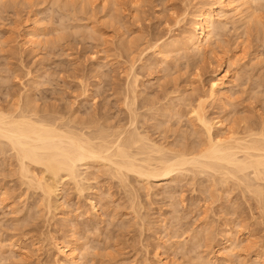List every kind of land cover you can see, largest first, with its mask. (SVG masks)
<instances>
[{
	"label": "rangeland",
	"instance_id": "374dc122",
	"mask_svg": "<svg viewBox=\"0 0 264 264\" xmlns=\"http://www.w3.org/2000/svg\"><path fill=\"white\" fill-rule=\"evenodd\" d=\"M188 1L137 9L131 0H0V109L29 106L57 124L113 133L131 125L134 109L158 143L200 147L206 139L191 111L222 66L235 84L227 105L206 100L208 117L241 136L264 128V0H252L257 12L247 23L233 15L219 23L214 51L158 54L148 44L156 34L169 42L192 29L190 20L167 22L173 7L190 4L192 13L203 3ZM28 28L41 34L34 50L22 44ZM8 147L0 148V264H54L53 238L74 242L83 264H264V199L236 178L187 172L173 182L122 181L88 166L79 185L65 177L51 210L41 189L21 179ZM227 238L235 249L223 257Z\"/></svg>",
	"mask_w": 264,
	"mask_h": 264
},
{
	"label": "bare ground",
	"instance_id": "6f19581e",
	"mask_svg": "<svg viewBox=\"0 0 264 264\" xmlns=\"http://www.w3.org/2000/svg\"><path fill=\"white\" fill-rule=\"evenodd\" d=\"M151 1L131 0V7L138 9L145 2L150 4ZM185 1V3L189 2ZM189 5L186 4L185 10L182 12L176 11L173 7L167 22L172 27L182 26L183 23L187 26L190 20V23L193 24L192 29L186 28L182 33L181 40L172 39L169 42L162 41L165 34L164 36L163 34L156 36V34L148 44H152L151 46L158 54L167 55L178 47H184L186 50L195 51V55H205L208 50L214 51L215 38L223 30L219 25L227 23L224 20L228 21L235 16L245 22L257 12L253 7L252 0H203L202 6L192 13L189 11ZM189 16H191L190 19H188ZM169 31L171 32L172 28H169ZM22 35V44L25 48L34 50L41 42V40L39 41L41 34L37 29L28 28ZM232 73L229 68L223 70L222 66H219L216 75L210 82L208 96L201 97L194 108L192 105L191 114L195 115L196 121L200 123L206 139V142H202L203 145L200 144V147L197 142V147L194 144V148H191L192 146L186 148V146L184 149H177V147L175 149V147L171 148L173 145L170 147L169 144L166 146L158 143L153 139L155 137L152 134L150 136L144 130L142 131L144 126H141L142 129L139 127V112L136 113L137 111H133L132 108L131 125L125 130H117L120 131L119 133L114 131L116 133L114 134L113 130L107 132L106 130L109 129H99L100 126L97 127L98 131L91 129L92 131L89 130V132L85 128L79 129L65 125L68 122L57 124L56 121L59 118L51 120V118L41 117L36 111L26 106L19 107V110H13L17 112H13L10 110L11 108L0 109V148L5 145L6 149V146H9L11 151L15 152L20 166L18 173L20 172L21 179H24L29 185L41 189L45 199L47 198V206L50 209L53 207L56 197L59 196L58 191L64 185L66 176L70 177L71 181H75L74 184L79 185L84 176H82L84 171L81 173L82 168H88V166L95 168L101 165L108 167V170L110 169L114 173L112 176L115 175L117 176H114L115 178L119 177V180L122 181H127L129 176H133L137 180L148 183L151 180L162 183L170 180L173 182L181 176L184 178V174L187 175V172L209 174L211 178L220 175L221 180L236 178L245 185L249 193H253V196L262 202L264 199V185L262 184V182L264 183V128L255 129L247 126L245 134L241 136L232 127L225 126L224 120L216 121L209 118L205 110L208 98L218 99L226 105L228 104L229 92L235 84V77ZM136 80L134 81L136 82ZM136 83L135 88H138ZM133 93L134 99L137 98V91H133ZM134 99L132 97L131 100ZM134 101L131 102V105L135 104ZM133 107L135 106L133 105ZM130 127L131 129H129ZM88 128L90 129L91 126ZM202 138L204 137L202 136ZM175 143L173 144L177 145L179 142ZM93 171L95 173V170ZM45 174H48L49 177L47 178ZM54 196L55 198H53ZM52 199L55 200L52 202ZM95 201L91 202L93 209L97 208L98 203ZM52 241L54 245L52 246L56 250L54 264H83L80 261L83 252L80 253V248L74 242H60L61 240L58 241L55 238ZM229 241L231 239L227 238L221 244V250L225 251L223 257H227V254L235 249V245Z\"/></svg>",
	"mask_w": 264,
	"mask_h": 264
}]
</instances>
